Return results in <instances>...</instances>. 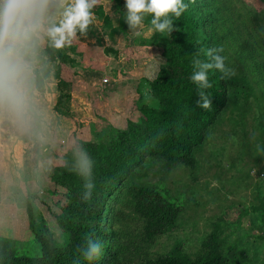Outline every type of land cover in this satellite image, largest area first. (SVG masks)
Here are the masks:
<instances>
[{"label":"trees","instance_id":"1","mask_svg":"<svg viewBox=\"0 0 264 264\" xmlns=\"http://www.w3.org/2000/svg\"><path fill=\"white\" fill-rule=\"evenodd\" d=\"M183 2L188 8L178 19L169 14L174 30L170 35L166 33V39L158 45L162 63L155 77L147 82L149 94L156 100L155 106H139L136 121H127L124 129L114 130L97 142H76L71 147L70 158H62V163L53 167L50 163L46 164L42 169L44 174H49L50 185L41 183V191L50 197H62L57 212L50 215L56 228L65 236L64 241L57 244L44 223L35 228L32 208L27 205L29 236L21 243L0 240V264L237 262L235 248L224 245L225 230L219 222L213 224L212 231L200 242L198 252L192 258L176 244L166 254L152 257L149 249L155 239L167 237L177 228L182 198L172 196L161 184H128L130 176L146 160H156L163 171L176 166L193 168L194 150L202 145L227 106L231 91L229 85L233 82L222 78L223 74L216 69L209 70L212 87L205 90L210 96L212 108L203 110L197 106L200 100L198 85L190 79L195 58L209 62L206 51L222 46L224 51L221 55L227 57L226 65L233 69V63L227 62L234 60L240 65L248 61L249 68L252 67L256 75L264 74V51L249 45L253 35L250 39L244 34L239 36L238 27L232 23L224 26L227 19L214 24L219 20L220 0ZM94 15L100 18L102 13L95 11ZM149 16L152 18V14ZM57 56L62 57L60 53ZM61 65L57 66L54 76L59 92L56 105L60 107L67 100L62 93L65 85L59 76V72L63 71ZM37 81V75L32 73L30 83L36 85ZM237 91L248 97L247 82L241 79ZM63 110H67L65 105ZM78 143L84 146L95 162L92 170L94 188L87 200L83 198L84 178L70 167H65V161L69 164L73 161V149ZM43 178L46 179V176ZM250 212L258 216V222L264 228V192L257 197ZM89 235L101 241L103 246V255L92 261L86 260L81 252Z\"/></svg>","mask_w":264,"mask_h":264},{"label":"rangeland","instance_id":"2","mask_svg":"<svg viewBox=\"0 0 264 264\" xmlns=\"http://www.w3.org/2000/svg\"><path fill=\"white\" fill-rule=\"evenodd\" d=\"M220 1L219 20L214 24L227 19L224 26L232 23L238 27L239 36L244 34L248 39L253 35L249 45L261 52L264 51V0ZM67 2L68 0H36L31 5L32 11L26 23L31 25L32 31L29 38L18 46V55L25 65L26 82L30 80L32 73L37 75L36 84H42L36 87L37 89L43 90V83L47 85L56 81L54 76L57 66L62 64L63 69L64 56L68 59V55L63 52L75 44L73 40L71 44L57 49L48 35L49 30L59 26L62 21ZM96 10L97 7L93 12ZM108 14L112 15L111 12ZM147 22L144 20L146 30ZM99 28L98 26L92 32H95V36L100 38L101 42L105 40L107 46H110V41L106 40L108 37L103 34L107 33L106 30ZM114 30L120 42L123 41L122 36H128L123 29ZM137 38L130 35V38H125V42L133 46ZM165 39L166 33H155V47L149 41L147 49L140 50L150 57L152 74L162 63L158 45ZM96 46L98 47V44ZM59 50L63 57L57 56ZM127 52L131 51L127 50L125 54ZM121 53L118 50L119 56ZM98 56L108 59L113 57L106 51L95 54L94 57ZM236 60L238 61L237 58ZM93 62L100 63L98 60L94 61V58ZM227 63H233L235 71L234 76L226 78L233 82L229 85L231 91L228 93V103L215 125L209 130L205 141L194 150L192 154L194 167L189 169L176 166L163 171L156 160H146L128 180L130 186L161 184L172 196L182 198L183 205L177 217V228L169 236L155 239L149 249L152 257L166 254L176 244L180 245L183 253L192 258L198 252L200 242L212 231L213 224L219 222L221 228L225 230V247L231 246L237 251L235 256L238 260L234 264H264V228L259 224L258 216L250 212L251 207L256 204L257 197L264 192V74L256 75L253 68H249L248 61L240 65L234 60ZM226 66L231 68L230 65ZM63 73L64 69L59 72V76ZM121 75L122 73L119 75L120 78ZM241 79L248 84V97L236 92ZM137 84L133 83L130 88H125V93L131 95L132 92L138 97L142 82ZM147 94L150 96L148 89L145 94L142 93L140 99L148 101L147 105L150 107L155 106L156 100L154 102ZM141 105L140 101L139 105H125L127 107L125 115L119 119V124L115 125L108 124L107 112L98 117H82L79 119L81 125L77 117H68L70 131L67 140L62 138V141H57V146L52 144L51 147L39 143V151L30 152L31 156L27 163L21 161L20 151L17 150L20 145L17 142L13 144V148L16 149L13 152L16 154L15 157L5 159L3 147L8 148L7 141H11L12 131H9L10 128L4 120L6 117L2 113L4 119L0 118V136L1 134L3 136V139L0 137L2 140L0 145L3 146L0 147V240L21 243L29 236L26 206L30 205L36 223L35 228L44 223L56 243L63 242L65 236L56 228L50 215L57 212L62 197H50L39 188L41 183L50 185L48 182L50 179L47 178L50 170L47 171L48 175L44 174L42 172L44 165L50 163L53 167L55 164H61L62 158H70L71 147L76 142H97L106 138L104 128L107 126L119 128L116 130L124 129L127 121H136L138 117L136 110ZM96 125L98 127L94 129ZM19 161L22 164H19ZM43 176H46L47 180ZM120 210L127 214L125 210ZM132 224L136 225L133 222Z\"/></svg>","mask_w":264,"mask_h":264},{"label":"crops","instance_id":"3","mask_svg":"<svg viewBox=\"0 0 264 264\" xmlns=\"http://www.w3.org/2000/svg\"><path fill=\"white\" fill-rule=\"evenodd\" d=\"M124 4L125 0H99L96 11L101 12L102 16L100 18L95 16L93 23L87 29V33L85 35L77 34L76 38L73 39L75 44L63 52L68 55V59L64 56V73L60 75L65 85L64 92L62 93H65L67 98L66 102L62 103V107L56 105L59 92L57 91L55 81L52 84L47 82V85L43 83L44 87L41 90V88L37 89L36 87L42 84L33 85L30 83V80L26 82L27 100L22 111L14 110L7 105L0 107V111H2L0 118L4 119L5 115L6 119L4 120L10 128L9 131H12L10 135L11 141H7L9 142L8 148L3 147L2 144L0 145V147H3L7 151L4 150L6 155L5 159H13L15 157L16 154H13L16 150L13 148L15 142L20 145L17 150L20 151L22 163H27L30 159L29 156H31L30 152L39 151V143H45L51 147L52 144L57 146V141L67 140V136H69L68 132L70 131V120L68 117H77L78 123L81 125L80 118L85 116L98 117V115L107 112L108 124L115 125L117 123L119 124V121L125 115L127 110L125 105H139L140 101L142 105L148 106V101H143L140 97L142 93H146L147 89L149 91L147 82L155 77L158 69H155L152 74L151 63L149 62L150 57L143 54L140 50H143V48L147 49L146 45L149 44V41L155 47V33L151 31V17L149 14H146L144 20L148 21L146 23L148 30L143 28L142 32L144 33L135 40L136 42L133 46L125 42V38H130V35L133 34L128 29L124 19L126 11ZM108 12H111L112 15L110 16ZM98 26L100 27L99 29L106 30L107 33L103 34L106 38L108 37V39H105L110 41V46H107L106 42H104L105 40L101 42L100 38L95 36V32H92ZM117 28L123 29L125 33H128V36H122L123 41L121 42L118 41V36L115 35L114 29ZM133 37L136 36L133 35ZM97 44L98 47L96 46ZM118 50L122 52L120 56ZM127 50L131 52L125 54ZM104 51L113 57L111 59L100 56L94 57L95 54ZM59 52L60 54L62 53L60 50ZM93 58L94 61L98 60L100 63H94ZM147 65L148 67H146ZM120 73H122V78L119 76ZM102 79H105L106 82L102 83ZM140 82H142V85L138 97L135 94L133 95L132 92L131 95L125 93V88H130V85L133 83H138L137 85H139ZM130 102L131 104H129ZM64 105L67 107L66 112L63 110ZM97 127L98 125L94 129H97ZM113 127L115 126H107L104 128L106 133L104 137L108 136L114 130L119 129L117 127L114 129ZM32 140L35 142L31 146ZM0 142H2L1 139ZM21 161H19V164ZM24 170L28 169L24 168Z\"/></svg>","mask_w":264,"mask_h":264},{"label":"clouds","instance_id":"4","mask_svg":"<svg viewBox=\"0 0 264 264\" xmlns=\"http://www.w3.org/2000/svg\"><path fill=\"white\" fill-rule=\"evenodd\" d=\"M35 2L36 0H0V107L7 105L22 111L26 105V69L18 55V46L29 38L32 31L31 25L26 21L32 11L31 5ZM98 3L99 0H68L59 26L51 28L48 33L55 48L71 44L77 32L81 35L87 33L95 18L93 9ZM124 8L128 29L139 37L145 27L146 14H152L150 25L153 33L170 35L174 30V23L169 14L178 19L188 5L183 0H125ZM223 51L222 46L209 48L205 53L209 62H202L199 58L193 60L194 71L190 79L198 85L200 100L197 101V106L203 110L212 108L210 96L205 91L212 87L208 77L209 70H219L223 74L222 78L235 75V71L226 66L227 57L221 55ZM94 163L88 151L79 143L73 149V161L70 164L65 161V167H70L84 178L85 200L91 198L94 188ZM86 239L87 245L81 249L83 257L88 261L100 258L103 255L101 241L93 239L91 235Z\"/></svg>","mask_w":264,"mask_h":264},{"label":"built area","instance_id":"5","mask_svg":"<svg viewBox=\"0 0 264 264\" xmlns=\"http://www.w3.org/2000/svg\"><path fill=\"white\" fill-rule=\"evenodd\" d=\"M101 82H102V83H105V82H106V80H105V79H102V80H101Z\"/></svg>","mask_w":264,"mask_h":264}]
</instances>
